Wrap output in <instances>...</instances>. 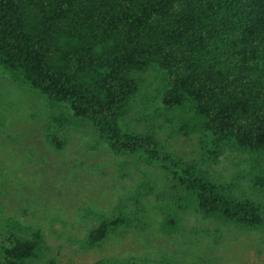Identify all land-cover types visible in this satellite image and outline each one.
<instances>
[{
  "label": "trees",
  "instance_id": "obj_1",
  "mask_svg": "<svg viewBox=\"0 0 264 264\" xmlns=\"http://www.w3.org/2000/svg\"><path fill=\"white\" fill-rule=\"evenodd\" d=\"M0 66L68 106L114 151L167 170L180 211L264 227L261 205L235 199L153 136L121 125L139 76L157 69L162 106L189 115L182 134L203 131L213 147L231 143L264 159V0H0ZM253 181L264 187L263 176ZM127 222L123 213L104 219L85 242L94 247ZM179 224L174 217L163 230ZM47 250L41 231L11 232L3 255L22 264Z\"/></svg>",
  "mask_w": 264,
  "mask_h": 264
},
{
  "label": "rangeland",
  "instance_id": "obj_2",
  "mask_svg": "<svg viewBox=\"0 0 264 264\" xmlns=\"http://www.w3.org/2000/svg\"><path fill=\"white\" fill-rule=\"evenodd\" d=\"M163 74L139 76L123 129L153 136L230 196L264 208V187L253 181L264 177V159L231 143L213 147L203 131L182 134L189 115L162 106ZM175 201L167 170L114 151L68 106L0 66V264H8L3 248L11 232L31 238L39 231L48 250L22 264H264V227L207 220ZM122 213L125 226L87 245L102 220ZM174 217L179 229L165 232Z\"/></svg>",
  "mask_w": 264,
  "mask_h": 264
}]
</instances>
